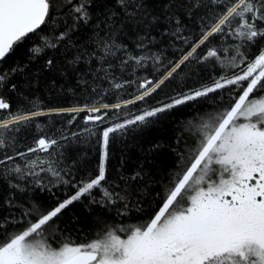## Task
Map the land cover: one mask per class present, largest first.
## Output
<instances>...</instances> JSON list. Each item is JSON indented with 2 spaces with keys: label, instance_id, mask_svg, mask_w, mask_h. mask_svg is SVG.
<instances>
[{
  "label": "snow or ice",
  "instance_id": "6c2138e0",
  "mask_svg": "<svg viewBox=\"0 0 264 264\" xmlns=\"http://www.w3.org/2000/svg\"><path fill=\"white\" fill-rule=\"evenodd\" d=\"M0 264H264V0H0Z\"/></svg>",
  "mask_w": 264,
  "mask_h": 264
},
{
  "label": "trees",
  "instance_id": "16d2710c",
  "mask_svg": "<svg viewBox=\"0 0 264 264\" xmlns=\"http://www.w3.org/2000/svg\"><path fill=\"white\" fill-rule=\"evenodd\" d=\"M159 135H161V133H159L158 131H156V130H152V131H150V132H146L145 134H144V136L145 137H149V136H159ZM130 151H135V149H131Z\"/></svg>",
  "mask_w": 264,
  "mask_h": 264
}]
</instances>
